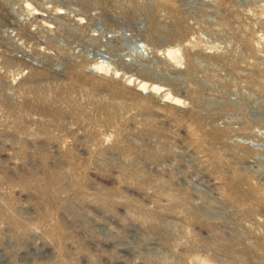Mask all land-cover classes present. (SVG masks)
Wrapping results in <instances>:
<instances>
[{
	"label": "rangeland",
	"instance_id": "1",
	"mask_svg": "<svg viewBox=\"0 0 264 264\" xmlns=\"http://www.w3.org/2000/svg\"><path fill=\"white\" fill-rule=\"evenodd\" d=\"M0 264H264V0H0Z\"/></svg>",
	"mask_w": 264,
	"mask_h": 264
}]
</instances>
